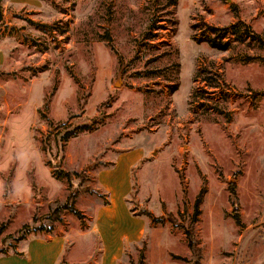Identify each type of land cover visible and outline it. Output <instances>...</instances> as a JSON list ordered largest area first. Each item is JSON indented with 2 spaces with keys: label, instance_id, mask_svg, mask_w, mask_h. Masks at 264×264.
Wrapping results in <instances>:
<instances>
[{
  "label": "rangeland",
  "instance_id": "374dc122",
  "mask_svg": "<svg viewBox=\"0 0 264 264\" xmlns=\"http://www.w3.org/2000/svg\"><path fill=\"white\" fill-rule=\"evenodd\" d=\"M175 2L0 0V264L50 236L57 264H264V0ZM134 148L109 261L99 173Z\"/></svg>",
  "mask_w": 264,
  "mask_h": 264
},
{
  "label": "crops",
  "instance_id": "0c3cea01",
  "mask_svg": "<svg viewBox=\"0 0 264 264\" xmlns=\"http://www.w3.org/2000/svg\"><path fill=\"white\" fill-rule=\"evenodd\" d=\"M143 155V151L138 148L121 153L116 158L115 164L112 167L103 169L99 173L100 182L111 192V204L103 206V212L108 213L110 211L108 213L110 217L108 216L107 221L115 222V229L117 230L113 234H108L110 235L109 237L103 234L107 246L105 249V257L109 261L119 251V239L125 231L126 235L124 236L127 239H132L140 232L139 220H135V225L128 226L124 232L121 230L123 227L121 223L124 216L128 218L125 198L128 193V182L131 171L143 158ZM25 242L24 253L21 255H9L4 259L2 264H57L62 248V240L60 237L29 238Z\"/></svg>",
  "mask_w": 264,
  "mask_h": 264
},
{
  "label": "trees",
  "instance_id": "16d2710c",
  "mask_svg": "<svg viewBox=\"0 0 264 264\" xmlns=\"http://www.w3.org/2000/svg\"><path fill=\"white\" fill-rule=\"evenodd\" d=\"M172 1H173V3H176L175 2L176 0H172ZM237 26H238V24H233L230 29L231 30H234L235 28H237ZM230 29L229 28H223L222 31H224L226 33H222L221 36H220V38L223 39ZM211 30L216 31V30H218V28L212 27ZM221 41L216 42V40L214 38H209V42H210L211 46H213V47L220 48V47L224 46L225 43L224 42H221ZM65 175L67 176V178L69 180H71L72 179V175H77L78 176V173L75 172V173L72 174L70 172H66ZM231 194L235 195L234 188H232ZM67 200H68L67 202H65L64 204H62L58 208H56V212L58 213L62 209H70L71 211L75 212L76 214L81 215V212L74 207V204H72L74 202V199L72 198V195H70ZM199 212H200V210L198 208V201H197V203L195 204L194 218H193V221L192 222H195L196 221V219H197V217L199 215ZM186 238H187L188 245H189L190 249L192 251H194L196 244H195V241H194V235H193V232H192V229L191 228H189V229L186 230Z\"/></svg>",
  "mask_w": 264,
  "mask_h": 264
}]
</instances>
